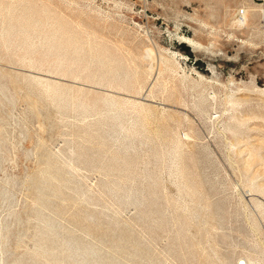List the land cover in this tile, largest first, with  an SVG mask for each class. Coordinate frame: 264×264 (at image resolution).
<instances>
[{
  "label": "rangeland",
  "instance_id": "obj_1",
  "mask_svg": "<svg viewBox=\"0 0 264 264\" xmlns=\"http://www.w3.org/2000/svg\"><path fill=\"white\" fill-rule=\"evenodd\" d=\"M0 6V264H264V4Z\"/></svg>",
  "mask_w": 264,
  "mask_h": 264
},
{
  "label": "bare ground",
  "instance_id": "obj_2",
  "mask_svg": "<svg viewBox=\"0 0 264 264\" xmlns=\"http://www.w3.org/2000/svg\"><path fill=\"white\" fill-rule=\"evenodd\" d=\"M0 9H1V6H0ZM10 11V10H9ZM9 14H10V12H9ZM32 21V20H31ZM33 23V22H32ZM37 23V22H36ZM35 24V23H34ZM59 24V23H58ZM27 25V24H26ZM29 25V24H28ZM34 26V25H33ZM24 28H27V27H24ZM61 30V29H60ZM59 30V31H60ZM29 31V30H28ZM57 31V30H56ZM59 33V32H58ZM65 34V33H64ZM60 35V34H59ZM57 37V36H56ZM60 39H61V37H60ZM63 39V38H62ZM185 44H187V45H189V46H191V47H193V48H198L199 47V45L197 44V43H195L193 40H190V39H187L186 38V40H185V42H184ZM58 45V44H57ZM56 45V46H57ZM61 45V44H60ZM69 45V44H68ZM55 47V46H54ZM58 47V46H57ZM102 48H103V45H102ZM58 49V48H57ZM62 50V49H61ZM78 50H79V47H78ZM80 52V51H79ZM104 52V51H103ZM58 53V52H57ZM68 54V53H67ZM78 54V53H77ZM82 54V53H81ZM111 54V53H110ZM59 55V54H58ZM64 55H66V52H65V54ZM80 55V54H79ZM101 57H103V56H101ZM105 58L107 59L108 58V56H107V53H106V55H105ZM102 60V59H101ZM65 61V60H64ZM63 61V62H64ZM103 61H105V60H103ZM108 61V60H107ZM106 62V61H105ZM65 63H66V61H65ZM114 63V62H113ZM118 63V62H117ZM101 64V63H100ZM106 64V63H105ZM107 65V64H106ZM109 65V64H108ZM116 65V64H115ZM109 67H110V65H109ZM102 68V67H101ZM85 69V68H84ZM113 69V68H112ZM129 69H130V67H129ZM105 70H107L106 68H105ZM85 71H86V69H85ZM98 71V70H97ZM150 71H152V70H150ZM103 72V71H102ZM111 72V71H110ZM116 73H118V71L116 72ZM109 74V73H108ZM111 74V73H110ZM163 74V73H162ZM107 75V74H106ZM164 75V74H163ZM126 76V75H125ZM131 76V75H130ZM101 77V76H100ZM107 77V76H106ZM110 77V76H109ZM115 77V76H114ZM126 80V79H125ZM116 81H118V80H116ZM137 81V80H136ZM127 82V81H126ZM103 83V82H102ZM105 83V82H104ZM115 84V83H114ZM113 85V84H112ZM107 86H109V85H107ZM151 86V85H150ZM110 87V86H109ZM151 89V88H150ZM47 92L48 93H53V90L50 88V87H47ZM48 95V94H47ZM114 99V98H113ZM109 100V99H108ZM108 102V101H107ZM113 105V104H112ZM160 140V139H159ZM178 151V150H177ZM67 241V240H66ZM78 251V250H77ZM79 252V251H78ZM75 253V252H74ZM83 253V252H82ZM83 255V254H82ZM71 256V255H70ZM72 256H74V255H72ZM74 258V257H73ZM76 259V258H75ZM74 260V259H73ZM78 260H79V258H78ZM81 261V260H80ZM82 262V261H81ZM240 264H253V263H251L250 261H247V262H239Z\"/></svg>",
  "mask_w": 264,
  "mask_h": 264
},
{
  "label": "built area",
  "instance_id": "obj_3",
  "mask_svg": "<svg viewBox=\"0 0 264 264\" xmlns=\"http://www.w3.org/2000/svg\"><path fill=\"white\" fill-rule=\"evenodd\" d=\"M257 2H261V4H264V0H256ZM238 15L241 19H245L247 16V10L246 9H241L238 11Z\"/></svg>",
  "mask_w": 264,
  "mask_h": 264
}]
</instances>
